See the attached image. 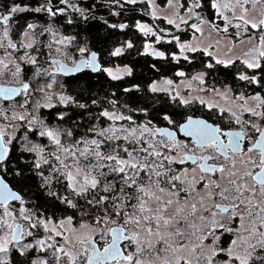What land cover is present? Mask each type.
Segmentation results:
<instances>
[{
  "label": "snow or ice",
  "instance_id": "6c2138e0",
  "mask_svg": "<svg viewBox=\"0 0 264 264\" xmlns=\"http://www.w3.org/2000/svg\"><path fill=\"white\" fill-rule=\"evenodd\" d=\"M142 2L147 3L153 20H163L177 32L185 31L182 26L191 28L190 40L171 35L167 41H175L179 49V55L172 56L174 61L191 63L187 53L200 52L226 68L239 61L246 69L264 71V0H210L216 21L197 11L201 0L187 4L166 0L162 6L155 0H123L121 7ZM59 3L64 7L49 3L32 11L46 12L54 21L71 8L88 19L86 10L70 0ZM24 11L28 9L13 4L6 14L0 13V80L18 85L0 84V100L23 97L7 107L0 106V118L5 122L0 123V169L7 170L6 161L18 144L21 151L33 154V168L42 178V186L49 187L48 195L77 210L81 218L46 217L34 206H27L34 202L25 201L0 179V264H10L13 249L21 256L33 250L46 253L32 264H264V96L235 93L227 85L224 90L207 88V73L197 72L184 86L190 92H211L213 98L185 97L179 85L173 93V81L164 79L162 84H150L149 90L166 92L182 106L198 101L238 125L239 130L225 131L218 124L192 117L177 124L168 115L163 116L165 127L156 126L150 119L138 123L112 100V110L105 108L98 113V119L104 118L107 125H93L77 138L71 129L48 126L39 115L40 109L56 107L57 100L65 106L75 103L69 95L51 92L57 78L90 70L119 80L131 75L132 70L102 68L95 52L74 43L75 36L64 35L51 22L42 27L27 24L19 33V41H14L10 21L14 14ZM192 20L197 22L190 23ZM67 23L72 24L73 19L68 18ZM205 26L219 38L206 36ZM118 27L123 30L129 26L122 23ZM135 27L144 36L155 37L156 43L170 35L166 28L154 30L140 22ZM230 29H236L235 39L229 35ZM38 37L51 38L45 43ZM244 38L250 44L247 50L230 56L237 41L243 44ZM224 40L230 46L224 45ZM132 47L127 42V48ZM225 47L223 56L210 51ZM45 48L48 58L41 63ZM122 54V47L110 53ZM143 54L164 58V53L150 43H145ZM23 65L32 67L31 79L25 78ZM205 67L211 69L214 64L208 62ZM175 75L185 77L186 73L177 71ZM238 79L264 87L255 71L252 75L240 72ZM78 106L87 107L83 103ZM141 111L147 115L146 110ZM65 115L59 113L58 119ZM176 128L190 141L179 139L173 130ZM247 129L258 135L249 136ZM22 130L23 135H18ZM29 133L48 143L34 142ZM189 162L194 167H176ZM53 181L64 182L67 192L77 199L51 191ZM10 201L18 202V208L12 209ZM40 229L43 236L34 231ZM100 242L102 249L97 247Z\"/></svg>",
  "mask_w": 264,
  "mask_h": 264
},
{
  "label": "trees",
  "instance_id": "16d2710c",
  "mask_svg": "<svg viewBox=\"0 0 264 264\" xmlns=\"http://www.w3.org/2000/svg\"><path fill=\"white\" fill-rule=\"evenodd\" d=\"M16 1H19L22 6H26L23 4L26 2L31 10L37 6H47L49 3L53 7H64L59 3V0ZM165 1L160 0V4H164ZM182 1L184 3L189 2V0ZM9 3L10 0H0V13H5L10 9ZM70 3L86 10L85 15L88 16V19L85 20L80 13L68 8L65 15H58L53 21L46 12L33 14V11L28 8V11H25L27 15H20L19 18L17 17L14 20H22V22H15L13 34L17 35L18 32H23L25 24L34 23L42 27L51 22L64 35L75 36L76 41L74 43L87 45L90 51L98 53L102 68L128 67L132 70L131 75H124L119 80H110L100 72L97 75L89 74L86 76L82 74L79 76L80 81L78 83L73 84L70 82V92L75 97L74 107L77 108L79 100L87 105L83 115L81 110H79L81 115L76 113V109L70 113L71 121H74V127L72 125L70 128H74L75 133L88 130L95 125V121H98V107L99 109L110 107L112 106L110 103L112 100L117 101V108L126 110L129 107L133 119L138 123L150 119L153 124L160 127L161 124H164L160 122V116L163 114H169L174 119L180 118L184 112L180 109L179 103H171L165 94L153 93L149 90V85L153 82L162 78H175L177 71H184L186 74H191L192 71L205 72L207 73L206 79L212 80L215 84L234 82L235 68L233 67H238L240 65L238 62L226 68L216 65L210 57H206L200 52L190 55L191 63L185 60L177 62L170 57V53L176 52V49L172 47V44L164 43L155 45L156 51L166 54L164 58L143 54L145 43L151 42V40L136 29L137 22L147 24L153 27L154 30L158 28L172 29L169 28L170 25L165 26L160 20L151 19L146 12L147 7L145 4H124L121 7L123 0H119V2L117 0H70ZM201 5L202 7L199 10L205 12L212 21L214 13L210 0H201ZM68 18L73 19L72 24L67 23ZM122 23L127 24L129 27L121 30L118 25ZM110 24L117 25V27H109ZM127 42H131L133 47L127 48ZM116 47L123 48L122 55H110ZM47 50L45 49L43 52L46 53ZM53 54L55 55V53ZM207 62L213 63L214 67L211 69L206 68ZM123 88L129 89V91L119 98V92ZM93 100L97 103L93 104ZM141 110H146L147 115ZM191 111L193 114L199 112L195 108H192ZM47 117L48 121L45 123L48 126L53 128L59 126L66 129L65 121L55 119L52 112L48 113ZM79 121L80 123H78ZM176 122L178 123V121ZM26 158L27 156L23 155V158L20 159V155L13 150L10 161L15 162L20 170V178L13 182L16 183V188L28 200L34 199L35 205L37 204L41 209H61L62 205H60L56 196L48 195L49 187L42 186V178L32 173L28 165H25ZM45 174L47 175V172ZM50 188L51 191L61 196L64 194L62 182L53 181Z\"/></svg>",
  "mask_w": 264,
  "mask_h": 264
},
{
  "label": "flooded vegetation",
  "instance_id": "af4514ba",
  "mask_svg": "<svg viewBox=\"0 0 264 264\" xmlns=\"http://www.w3.org/2000/svg\"><path fill=\"white\" fill-rule=\"evenodd\" d=\"M1 1H4V0H1ZM13 4L19 5L21 7L27 8V9L29 8V6H28V4L26 2L23 3L26 6H22V4L19 1L10 0L9 6H12ZM35 5H38V4H35ZM37 7H39V6H37ZM29 10H31V9L29 8ZM6 13L7 12H5V14ZM32 13L33 14H36L37 12L33 11ZM24 14L27 15L25 11L24 12H17L16 14H14L12 20L10 21V24H11L12 28L14 27L15 22H22V20H19V21H14V20L17 17L19 18L20 15H24ZM37 14H39V13H37ZM26 26H27V24H25L24 28H26ZM19 33H21V32H18L17 35L12 33L13 39L16 42H18L19 39H20ZM50 38L51 37H38V39H43L45 43H47ZM79 45L83 46L82 44H79ZM45 49H43V51ZM47 52H48V50L46 51V53H44L45 55H43V56L40 57V62L41 63H44L45 60L48 58L47 57ZM90 52H94V51H90ZM96 54H97V60L101 64V60H100L99 54L98 53H96ZM0 55H3V51L2 50H0ZM76 58L79 59V55L78 54H76ZM60 59H64V57H61ZM23 67H24V70H25V73H24L25 74V78L26 79H31V77H32V67L30 65H23ZM106 68H112V67H106ZM233 68H235V73L233 75L234 76V82H232L230 84H226V83L215 84L214 82L211 81L214 84V85L213 84H211V85L213 87L222 86L223 88H221V89H223V90H224L225 86L227 85V86H230L235 93L246 92L248 95H255V94L259 93L261 96H264V87H262L261 85L250 84V83H248L246 81H240L238 79V73H240V72H245V73H247L249 75H252L253 74V71H255V74L257 75L258 79H261L262 82H264V71L259 70V69H257V70H249V69H246L244 66L233 67ZM100 72H102L108 79L112 80L103 71L91 72L90 70H84L81 73L67 75V76H64L63 75V76L58 77L54 92L57 95H59V94L69 95L75 101L74 95L72 94V92H70V82L73 83V84L78 83L80 81L79 80V76H81L82 74H84L86 76L89 75V74H91V75H93V74L97 75ZM167 79H170V78H167ZM0 84H3L5 86H7V87H15V86H18L12 80H1L0 81ZM33 86H35V82H33ZM126 92L127 91H125V88L121 89L120 92H119L120 93L119 94V98H121L124 95V93H126ZM113 94L116 95L114 92H113ZM36 97H37V99H40L41 98V96H40L39 93L36 94ZM22 99H23L22 96H17L13 100H7V101L0 100V106L1 105L6 106V105H9L11 103H14L15 101H19V100H22ZM41 102H43L42 99H41ZM34 103H35V101H33V104ZM55 103H56V107H54V108H50V109H40L39 110V115H41V117L44 119V122H45V121H48L47 114L50 113V112H52V114L54 115V118L55 119H58V114L59 113H65L66 115L64 116V119L63 120L65 121L66 129H71L70 127L72 125L74 127V121H71L72 117H71V114H70L71 112H74L73 110L76 109L75 110L76 113H79L80 115H81V112H82V115H83V113L85 111V108H80L79 106H77V108H75L74 107V104L75 103H71L70 102L66 106L65 105H61L58 100ZM80 103H83L84 104V102H81L79 100V102L77 103V105H79ZM105 108L106 109H109V110H112L113 109V105L110 106V107H103L102 109H99V107H98V113L101 110L105 109ZM192 108L198 109L199 110L198 114L191 113L192 112L191 111ZM79 110H81V112ZM120 110L123 111L126 115H131L132 116L131 109L129 107L126 110H123V109H120ZM183 112H184V114H182L181 117L178 118V119H174L173 116H171L169 114H163V115H161L160 116V122L161 123H164V124H161L160 127L168 126L167 125V122L163 120V116L164 115H168L173 120L178 121L177 124L183 123L186 120L187 117H195V118H202V119L206 120L207 122L212 123L214 125L218 124L225 131H227V130H239V126L238 125H235L234 123H230L228 119H224V118L220 117L219 116V113L215 109L212 110V111H207V109H206V112L204 113V111H201L199 108L193 106V107L189 108V111H186L185 109H183ZM225 115H227V114H225ZM245 118H247V117H245ZM80 121H81V118H80ZM80 121L78 123H80ZM98 123L99 124H102V117H99L98 121H95V125L98 124ZM169 127H171V126H169ZM71 130L74 132V134H75V136L77 138L80 137V136L85 135V133L87 132V130H84V131H80V132L77 131L75 133L74 128L71 129ZM173 130L177 131V137L179 139L186 140V141H190L191 138H186V137H183V136L179 135L178 128L173 129ZM247 131H248V135L249 136L255 137V136L258 135L252 129H247ZM20 133H18V135H20ZM28 135H29V137L32 140H34L36 138L39 142L41 141V143H48V141L45 138H38L33 133H29ZM222 139H225L226 140L227 137H222ZM245 144H246V146H250V143L248 141H245ZM13 150H15L16 153L20 155V159L23 158V155H26L27 156V158L25 160V165H28L30 171L32 173H35L36 174V170L33 168V165H32V161H33L32 155L30 153L21 151L20 148H19V145H16V147H14ZM13 150H12V152H13ZM12 152H11L8 160L6 161V163H7V170L5 171V170L0 169V179H2L6 184H8V186L13 191H15L18 194H20L25 199V201L35 202L34 199H29L28 200V198H26L16 188V183H13L14 181H16V180H18L20 178V170L15 165V162L10 161L11 156H12ZM176 167H194V166L191 165V163L189 162L188 164H185V165H177ZM258 170L259 169H254V171H258ZM45 171H46V168H45ZM62 184H63V187H64V189H63V193L64 194L63 195L69 194V198H72L74 200L77 199L76 197L72 196L70 193L67 192V190L65 188L64 182H62ZM118 187H119V185H118ZM58 202H60V201L58 200ZM9 203H10V207L12 209L18 208V206H19L18 205V202H15V201H10ZM79 203L82 206L84 205V202L82 200L79 201ZM60 205H62V208L61 209H51V210L41 209L37 204L35 205V203L34 204H28L27 206H29V207H33L34 206L38 212L43 213L46 217H52L55 220H59L60 218L65 217V216H69V215L74 216L77 221L80 220V218H81L80 217V213L77 210L68 208L66 205L61 204V203H60ZM84 210L87 211V208L85 207ZM0 211H2V210H0ZM34 231H36V234L39 235V236H43L44 235L42 229H40V230H34ZM28 239H32V238H28ZM224 239L227 240V234L225 235ZM102 245H103V242H100V244H98L97 247H100L102 249ZM44 255H46V253H37L35 250H33V251L27 253L26 255L21 256L18 251H16L15 249H13V252L10 255V264H32V260L33 259H35L37 256H44Z\"/></svg>",
  "mask_w": 264,
  "mask_h": 264
},
{
  "label": "rangeland",
  "instance_id": "374dc122",
  "mask_svg": "<svg viewBox=\"0 0 264 264\" xmlns=\"http://www.w3.org/2000/svg\"><path fill=\"white\" fill-rule=\"evenodd\" d=\"M166 2V1H165ZM164 2V3H165ZM183 2V1H182ZM155 3H157L158 5H163V4H160V0H155ZM188 3V2H187ZM186 3V4H187ZM142 4H145V6L147 7V10H146V12H147V14L149 15V17L152 19V17H151V14H150V9H148V5H147V3L146 2H142ZM159 10V9H158ZM170 11V10H169ZM197 11L204 17V18H206V19H208V20H210L209 18H208V15L205 13V12H202V11H200L199 9H197ZM213 13H214V18H212V20L213 21H216V17H215V12H214V10H213ZM161 22H162V24H164L165 26H167V24H166V22H164L163 20H160ZM194 22H197V21H195V20H192V21H190V23H194ZM221 26H223V21L222 20H218L217 21ZM183 28H185V31H181V32H177L176 31V29L175 28H173L172 26L170 27L169 26V28H172L171 30H169V33H170V35H168V36H164V39L162 40V42H160V43H164V44H172V47H174L175 49H176V52H174V53H170V57L172 58V56H173V54H176V55H179V49H178V47H177V45H176V43H175V41H173L172 43H168L167 41L169 40V39H171V35H176V36H179L180 38H181V40L182 41H187V40H190L191 39V37H192V30H191V28L190 27H187V26H182ZM235 33H236V29H230L229 30V35L233 38V39H235ZM163 35V34H162ZM198 35V34H197ZM205 35L206 36H210V38L211 39H217V38H219V37H217V35L215 34V33H212V32H210V29L207 27V26H205ZM147 37H149L150 38V40H151V42H147V43H150L151 45H152V48L153 49H155V45H157V44H159V43H156L155 42V37H153V36H147ZM208 41H205V43H207ZM222 43L224 44V45H227V46H230L229 44H228V40H224V41H222ZM250 46V44H249V41L246 39V38H244V43L243 44H240L238 41H237V47L233 50V52L232 53H230L229 55L230 56H236V55H241L242 54V52L243 51H246L247 50V48ZM156 50V49H155ZM227 50V48L225 47V48H221V49H219V50H217V49H210V51H213V52H216L218 55H221V56H223V53L225 52ZM151 51V50H150ZM161 51V50H160ZM192 53H187V55H191ZM166 54L164 53V56H165ZM204 55V54H203ZM205 56V55H204ZM206 57H208V56H206ZM211 58V57H210ZM181 60H183V59H181ZM211 60H212V58H211ZM180 61V60H179ZM213 62H215L214 60H213ZM236 62H238L239 64H240V62L239 61H236ZM208 63V62H207ZM221 66H223V65H221ZM239 66H243L242 64H240ZM238 66V67H239ZM117 68H120V69H123L124 67H116V68H111V69H113V70H115V69H117ZM197 72H202V71H192V73L191 74H186L185 75V77H177V76H175V78H170L172 81H173V85H172V91H173V93L175 92V89H176V86L177 85H179L180 86V90H181V94L183 95V96H185V97H188V96H197V95H200V96H205L206 98H213V94L211 93V92H202V93H199V92H195V91H189L184 85L187 83V80L188 79H190V77L192 76V75H194V74H196ZM205 73V72H204ZM106 75H107V73H106ZM124 76V75H123ZM164 79H167V78H162L161 80H158V81H156L158 84H162V82H163V80ZM205 80H206V87L207 88H212L213 86L211 85V84H213L211 81L212 80H208V79H206V76H205ZM1 81V80H0ZM184 82V83H181V82ZM193 84H194V86H197L196 85V82H193ZM214 85V84H213ZM55 87H56V84H54L53 85V88L51 89V92L52 93H55L54 91H55ZM216 88H223L222 86H217ZM221 90H223V89H221ZM157 93H163V94H165L166 95V97L171 101V103H174V101H172L171 100V98H170V96L168 95V93H166V92H157ZM215 99H219V97H214ZM175 102H177V103H179L178 101H175ZM221 103H223L222 101H221ZM1 106H3V107H7L8 105H6V106H4V105H1ZM193 106H195V107H197V108H199L201 111H204V113L206 112V107L205 106H203V105H201L198 101H194L191 105H188V106H182V105H180V109H185L186 111H189V108H191V107H193ZM18 111H20V110H22V109H17ZM207 111H209L208 109H207ZM46 122V121H45ZM0 123H5L4 121H3V119L2 118H0ZM107 121L106 120H104V118H102V124L101 125H103V126H106L107 125ZM124 123H126V122H124ZM23 131L24 130H22V132L20 133V135L22 136L23 135ZM36 135V134H35ZM38 138H41V137H39L38 135H36ZM34 142H38V143H41V141L39 142L36 138L33 140ZM44 144H47V143H44ZM18 145V144H17ZM32 155V157H33V154H31ZM33 159V158H32ZM47 166H45V168H46ZM45 172H47V171H45ZM69 195V194H68Z\"/></svg>",
  "mask_w": 264,
  "mask_h": 264
},
{
  "label": "water",
  "instance_id": "95a60500",
  "mask_svg": "<svg viewBox=\"0 0 264 264\" xmlns=\"http://www.w3.org/2000/svg\"><path fill=\"white\" fill-rule=\"evenodd\" d=\"M69 75H72V74H69ZM62 76H63V75H62ZM14 98H15V97H14ZM14 98H13V99H14ZM13 99H12V100H13ZM5 101H7V100H5ZM187 118H188V117H187ZM187 118H186V120H185L184 122H186V121H187ZM192 118H194V119H202V118H195V117H192ZM203 120H204V119H203ZM184 122H183V123H184ZM178 132H179V131H178ZM179 135H181V136H182V134H180V133H179ZM186 138H187V137H186Z\"/></svg>",
  "mask_w": 264,
  "mask_h": 264
}]
</instances>
